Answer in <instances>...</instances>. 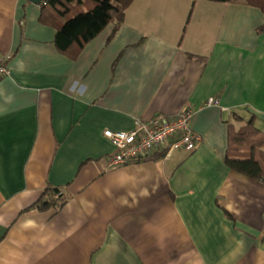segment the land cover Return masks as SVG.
<instances>
[{"label":"crops","instance_id":"crops-1","mask_svg":"<svg viewBox=\"0 0 264 264\" xmlns=\"http://www.w3.org/2000/svg\"><path fill=\"white\" fill-rule=\"evenodd\" d=\"M43 1L0 0V264H264V177L226 163L230 123L264 132V12L134 0L73 56ZM186 108L197 149L108 165L105 130Z\"/></svg>","mask_w":264,"mask_h":264},{"label":"trees","instance_id":"trees-1","mask_svg":"<svg viewBox=\"0 0 264 264\" xmlns=\"http://www.w3.org/2000/svg\"><path fill=\"white\" fill-rule=\"evenodd\" d=\"M233 2L237 0H212ZM134 0H48L44 17L57 28L56 44L64 52L76 56L110 23L116 27L124 21L126 10ZM264 12V0H244ZM230 123L229 147L226 163L233 169L252 178L264 177V132L254 120L237 118ZM149 156V155H148ZM62 189L49 185L36 206L63 208L69 202Z\"/></svg>","mask_w":264,"mask_h":264},{"label":"built area","instance_id":"built-area-1","mask_svg":"<svg viewBox=\"0 0 264 264\" xmlns=\"http://www.w3.org/2000/svg\"><path fill=\"white\" fill-rule=\"evenodd\" d=\"M47 2L44 0L43 5ZM10 73L8 59L0 58V78ZM214 105H220L218 98L210 97L204 102V106ZM196 112L195 109L186 108L174 116L157 113L149 119H136L131 130H105V136L117 148L109 156L108 165L115 167L128 164L160 149H164L166 157L181 150L194 151L203 141V136L193 127Z\"/></svg>","mask_w":264,"mask_h":264},{"label":"water","instance_id":"water-1","mask_svg":"<svg viewBox=\"0 0 264 264\" xmlns=\"http://www.w3.org/2000/svg\"><path fill=\"white\" fill-rule=\"evenodd\" d=\"M35 1V0H34ZM38 2V1H37Z\"/></svg>","mask_w":264,"mask_h":264}]
</instances>
